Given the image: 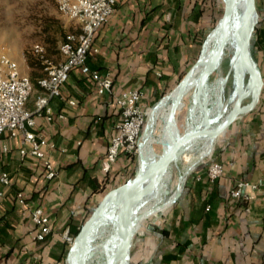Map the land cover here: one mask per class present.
<instances>
[{"label":"crops","instance_id":"0c3cea01","mask_svg":"<svg viewBox=\"0 0 264 264\" xmlns=\"http://www.w3.org/2000/svg\"><path fill=\"white\" fill-rule=\"evenodd\" d=\"M256 6L253 53L263 80L260 95L252 109L239 114L215 139V147L211 137L205 138L204 148L201 139L189 151L208 156L213 152L211 158L222 163L224 174L210 181L207 163L190 161L188 165L196 167L180 196L137 230L130 264H264V0H256ZM219 13L216 0H117L113 14L97 31L99 51L88 59L92 68L111 73L112 92L100 94L87 75L73 69L62 92L75 104L52 100L66 118L37 120L35 129L55 143L46 152L56 176L48 179L40 159L20 153L21 139H13L1 154L0 170L9 173L11 183L0 184V264H48L68 254L64 233L81 228L103 197L135 172L129 154L121 153L111 164L106 158L121 120L115 95L139 88L143 107L157 104L199 58ZM21 65L32 73L25 58ZM208 92L215 115L221 96L218 73ZM188 96L192 100L193 93ZM196 112L199 117L198 105ZM241 179L261 186L249 198H235L231 190ZM19 191L27 206L17 200ZM37 206L52 226L40 241L33 238L30 216V208Z\"/></svg>","mask_w":264,"mask_h":264},{"label":"built area","instance_id":"2783aa9c","mask_svg":"<svg viewBox=\"0 0 264 264\" xmlns=\"http://www.w3.org/2000/svg\"><path fill=\"white\" fill-rule=\"evenodd\" d=\"M56 3L61 15L74 22V28L66 31L59 43L58 61L44 57L45 45L34 47L33 52L44 58L45 71L38 79L37 87L6 52L0 51V158L2 153L10 149L13 139H21L20 153L40 159L48 179L56 176V170L46 148L53 149L55 143L35 129L37 120L45 119L50 122L55 118H66L65 113L56 111L52 100L59 98L70 105L75 104L74 99H65L62 92L73 69L78 68L87 75L95 83L100 94L112 92L111 73L92 68L88 59L90 54L99 51L94 43L97 31L113 14L117 0H56ZM32 93H36L34 107L29 108L28 102ZM142 96L143 92L139 88L127 89L115 95L121 120L117 125V133L107 147L106 158L110 164L114 163L121 153H139V143L143 139V129L149 115L148 110L151 108L141 105ZM105 170H108V167H105ZM223 174L222 163L210 158L207 162L206 177L214 181ZM10 183L9 173L0 170V184L7 187ZM260 186L259 183L241 179L236 182L231 195L235 198H249ZM3 196L4 189H0V200ZM16 198L21 204L28 205L21 191L17 192ZM30 216L33 238L37 241L44 240L52 232L48 217L38 206L30 208ZM64 238L69 243L73 239L68 231L64 233ZM48 264L68 263L64 258H59L49 261Z\"/></svg>","mask_w":264,"mask_h":264},{"label":"water","instance_id":"95a60500","mask_svg":"<svg viewBox=\"0 0 264 264\" xmlns=\"http://www.w3.org/2000/svg\"><path fill=\"white\" fill-rule=\"evenodd\" d=\"M235 3L236 0H230L229 5L224 8V12L216 25L221 29V37L216 46L212 48L210 55L207 58H203L205 44L214 29L207 36L199 58L195 61V63L190 67V69L185 73V75L176 85L177 87L181 88V95L175 101L170 112L169 119L177 129L178 136L175 137V139L169 144V146H167V148L162 151L159 156H152L151 159L149 158L150 160L141 155L140 147L143 143L142 139V141L139 143V165L135 175L122 185L109 191L103 197L98 207L87 219V221L82 225L80 232L78 233L72 244L71 251L76 249L77 238L81 235V232L85 225L93 221L95 214L97 213L99 208L104 205L106 199L113 192L123 187L127 189L125 197L122 200L119 209L114 211L117 216L116 218L119 219L121 240L117 249L112 252L105 264H129L130 249L133 244L134 236L140 227V217L138 216V208L144 200V196L148 190V183L151 180H157V183L159 184L160 181H162V179L164 178V174L171 168L174 161H176L184 152L185 146L193 139L207 135L213 137L214 140L217 139L222 133L226 131L229 125L236 119L239 114L247 112L254 107L260 95L263 80L261 71L252 56L251 41L258 16L256 0H248L244 19L240 25L239 35L240 58L249 72L247 89H242L239 91L235 98V101L231 105L229 114L224 121L219 122L220 115L212 114L214 108L213 103L210 101V96L208 92V79L210 74L218 68L221 58L224 54L226 43L228 40L230 24L234 16ZM200 64H202L203 67L201 69L199 82L192 96V105L189 108L188 112L189 126L185 130V132L180 134V131L175 121L176 112L182 101V96L187 91L186 86L188 85L190 77L195 68ZM239 85L240 84L238 83L237 90L240 87ZM168 94L169 92L166 95ZM249 96L250 100L244 103V100ZM164 97H162L158 101V103L161 102ZM197 105L199 106V110L201 111V116L199 117L197 116L196 112ZM215 124L217 125L215 126ZM148 131L149 123H147L143 129V137L148 134ZM195 167L196 164L193 168L187 167L184 171L180 173V184L176 186L175 191L173 192L171 203H173L180 196L186 178ZM169 191L172 192V189L166 190V194Z\"/></svg>","mask_w":264,"mask_h":264},{"label":"rangeland","instance_id":"374dc122","mask_svg":"<svg viewBox=\"0 0 264 264\" xmlns=\"http://www.w3.org/2000/svg\"><path fill=\"white\" fill-rule=\"evenodd\" d=\"M216 3L220 9V13L218 15V19H219L224 12V6H223L224 0L222 1L216 0ZM246 8L247 7L244 8L240 16L241 22L244 19ZM216 24L217 21L215 22L214 26H216ZM73 26H74L73 21L62 16L61 13L59 12L57 8L56 0H0V51L6 52L18 64L19 68L24 73H26L27 71L21 65L22 59L26 57V54L34 55L35 53L33 52V49L36 45L39 44L45 45L48 55L47 57H49L53 61L60 60L59 49H58L59 43L62 40L65 32L70 30ZM254 32L255 29L253 31V37L251 41L253 58H254V53H253ZM210 37L211 34L206 42L207 49L211 48L215 42V40L211 39ZM52 39H56V41L54 42ZM35 55L37 56V54ZM229 63H230L229 58L224 59L223 71H224V76L226 77V82L224 84L223 102L226 104V106H229L233 98L235 97L237 93L238 83L240 84V82H248L249 79V72H244L241 77L237 75L235 77L234 72L231 73L228 72ZM28 75L30 76L31 72L28 73ZM216 76H217L216 72H212L210 74L208 79L209 85L216 79ZM191 93H194V89L191 90ZM31 96H33V93ZM249 100L250 98H246L244 103L248 102ZM191 104H192L191 97L188 96L183 100V102H181L180 107L176 112V116H177L176 124L180 131V134L185 132L186 130L185 125L189 120L188 107ZM155 105H152L151 107H154ZM167 114H168V108H166L160 113L158 123L156 122L157 125H155L156 135L154 137L153 145L156 156H159L162 153V151L165 148H167V146H169L170 144V140L165 134ZM198 115L201 116V112H199ZM149 118L150 117L148 115L146 124L149 123ZM174 135L178 136V133L175 132ZM216 143L217 142L215 141L214 147ZM212 155L213 152L209 156L206 154L197 155V151H194L192 153L189 152L184 154L183 157L178 162L173 163L174 166H172V173H173L172 181H170L169 185H167L165 188L166 190L172 189V192L169 191L166 194V190H165V194H164L165 200L163 204L164 206L170 204L171 197L178 183L180 173L184 171L187 167H191V165L195 162H200L199 164L207 163L209 159L212 157ZM190 161H192L191 162L192 164L190 163L188 165ZM135 163H136L135 166V173H136L139 165L138 155H136ZM113 194H111L110 198L112 197ZM110 198L107 200V202H109ZM107 202L105 206L108 204ZM163 205L159 207H162ZM105 206L101 207L97 211L95 216L100 214V212L103 211ZM160 214L161 212L158 213L156 211H151L149 215H147L142 220H140V226L142 225V223L150 224L151 221ZM92 223L93 221L85 225V227L81 232V235L77 238V241L83 237V235L88 230V228H90ZM76 236L72 239V242L69 243L68 254L64 257V260L68 264H73L74 256H73V250L71 251V247ZM68 255H69V259H68ZM130 259H131V249H130ZM129 264H130V260H129Z\"/></svg>","mask_w":264,"mask_h":264},{"label":"bare ground","instance_id":"6f19581e","mask_svg":"<svg viewBox=\"0 0 264 264\" xmlns=\"http://www.w3.org/2000/svg\"><path fill=\"white\" fill-rule=\"evenodd\" d=\"M229 3L230 0H224V5H223L224 8L227 7ZM247 5H248V0H236L234 16L230 24L225 51L221 58L218 68L214 71L218 73L221 84V96L219 97V101L217 103V105L219 104V107L215 114V115L217 114L220 115L219 122H222L227 118L231 105L233 104L236 98L235 97L232 100L231 104L227 106L223 114V108L226 106V104L223 102L224 84L226 82V77L224 76V71H223L224 59L227 58L230 59L228 71L230 73L234 72L235 77L236 75L241 77L244 72H248L246 66L244 65V63L240 58V46H239V35H240V25H241L240 16L244 8L247 7ZM220 37H221V29L219 27H216L211 36V39L215 40V42L213 46L209 49L206 48V44H205L203 58H207L210 55L212 48L216 46V44L220 40ZM202 67H203L202 64H200L193 71L190 80L188 82V85L186 86L187 91L182 96L181 102H183L184 98L189 94V92L192 89L195 90L200 79V73ZM247 83L248 82H240L239 85L240 87L238 88L237 94L239 93L240 90L247 89ZM180 95H181V88L175 86L172 90L169 91V94L166 95L161 102H159L156 106L151 107L150 110L148 111L150 117L149 131L148 134L143 137V143L140 147L141 155L148 158V160H150L152 156L157 157L154 152V145H153L154 137L156 135L155 125H157L156 122L158 123L160 113L166 108H168V114H167V122L165 125V134L169 138L170 143L175 139V137H177L174 135V133L177 132V129L175 128L174 124L170 121L169 116L175 101L179 98ZM247 98H250V96ZM213 113H214V109L212 111V114ZM175 119H176L175 121L177 122V116ZM216 125L217 124H215V126ZM205 138H211V136L207 135V136L198 137L193 139L191 142H189L185 146L184 152L174 162H178L183 157L184 154L188 153L191 150L194 143L199 142L201 139L203 141L201 147H203ZM144 149H146L147 151L146 154L144 153ZM172 166H174V164H172ZM172 166L164 174V178L162 179V181H160L159 184L157 183V180H151L148 183V190L144 196V200L142 201V204L138 208V216L140 217V220H142L144 217L149 215L151 211L160 212L164 209V207L168 206V205L164 206L163 204L165 200L164 197L166 190L165 188L167 185H169L170 181H172V177H173ZM179 184H180V179L178 180L177 185ZM126 191L127 189L122 187L119 190L115 191V193L113 192L114 194L112 193L113 195L111 198L110 195L106 199L103 206H105L107 200L110 198L109 202H107L108 204L104 207L103 211L100 212V214L94 216L95 218L93 219V223L90 226V228H88V230L85 232L83 237L76 242L77 247L75 250H73V256H74L73 264H105L107 259L112 254V252L117 249L121 240V230L119 225V219L116 218L117 216L114 213V211L119 209L122 200L125 197ZM161 205L163 206L159 207Z\"/></svg>","mask_w":264,"mask_h":264},{"label":"trees","instance_id":"16d2710c","mask_svg":"<svg viewBox=\"0 0 264 264\" xmlns=\"http://www.w3.org/2000/svg\"><path fill=\"white\" fill-rule=\"evenodd\" d=\"M54 42L56 41V39H52ZM40 56V57H39ZM47 50H46V53L44 54V57H47ZM26 62L27 64L32 68V73L30 75V78L33 82V84L37 87L38 86V79L40 77H42L44 74H45V71H44V63H43V57L41 55H38L37 56L34 54H26ZM133 159H136V155H130ZM134 173L133 172L131 174V176L129 178H132L134 176ZM80 231V228L79 229H76L74 231H70L69 232V235L74 238Z\"/></svg>","mask_w":264,"mask_h":264}]
</instances>
